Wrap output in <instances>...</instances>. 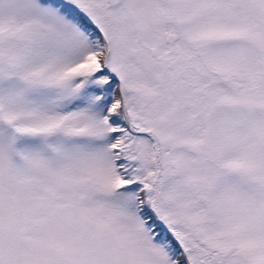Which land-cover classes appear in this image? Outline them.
Returning <instances> with one entry per match:
<instances>
[{
    "label": "snow or ice",
    "instance_id": "snow-or-ice-1",
    "mask_svg": "<svg viewBox=\"0 0 264 264\" xmlns=\"http://www.w3.org/2000/svg\"><path fill=\"white\" fill-rule=\"evenodd\" d=\"M0 264H264V0H0Z\"/></svg>",
    "mask_w": 264,
    "mask_h": 264
}]
</instances>
